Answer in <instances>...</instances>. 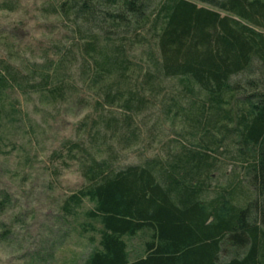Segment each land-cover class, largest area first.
<instances>
[{"label": "trees", "instance_id": "trees-1", "mask_svg": "<svg viewBox=\"0 0 264 264\" xmlns=\"http://www.w3.org/2000/svg\"><path fill=\"white\" fill-rule=\"evenodd\" d=\"M52 10L76 28L78 58L58 50L30 82L2 61L0 94L21 82L59 103L62 75L79 61L95 108L123 110L80 124L86 138L64 144L86 184L61 210L87 198L102 226L85 264H264V0H61ZM138 49L145 58L128 55ZM164 80L176 81L172 103L199 132L195 147L172 140L162 155L115 166L113 145L139 140L134 116ZM229 161L239 167L228 175ZM213 172L226 182L211 189ZM141 230L150 237L131 260L123 237Z\"/></svg>", "mask_w": 264, "mask_h": 264}, {"label": "rangeland", "instance_id": "rangeland-1", "mask_svg": "<svg viewBox=\"0 0 264 264\" xmlns=\"http://www.w3.org/2000/svg\"><path fill=\"white\" fill-rule=\"evenodd\" d=\"M60 1L0 0V62L9 63L19 81L38 78L35 65L46 64L43 68L48 69L59 51L78 58L79 50L71 47L76 28L52 10ZM139 54L146 57L139 49L128 52L133 59ZM73 63L69 75H62L69 87L59 103L42 99L21 82L20 88L14 85L0 94V264H85L98 246L101 223L86 215L93 202L82 198L71 215L61 210L63 202L86 184L78 161L69 157L64 144L86 138L80 124L97 116L107 118L111 111L118 117L123 110L107 105L96 109L93 89L79 74L80 62ZM161 87L154 99H148L145 111L134 116L139 140L113 145L118 152L115 166L162 155L172 140L195 147L199 132L191 130L172 103L179 92L176 81L164 80ZM232 163L224 167L228 175L232 168L238 170ZM212 176L211 189L226 182L217 172ZM149 237L148 230L123 237L131 260L143 255Z\"/></svg>", "mask_w": 264, "mask_h": 264}]
</instances>
